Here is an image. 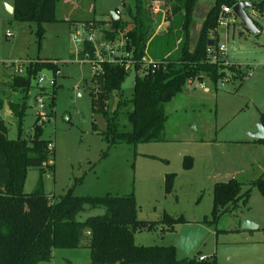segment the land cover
<instances>
[{
    "label": "rangeland",
    "instance_id": "rangeland-1",
    "mask_svg": "<svg viewBox=\"0 0 264 264\" xmlns=\"http://www.w3.org/2000/svg\"><path fill=\"white\" fill-rule=\"evenodd\" d=\"M13 1L0 0V98L6 103L0 118L7 126L8 139H16V119L7 104L24 101L22 137L29 141L38 113L46 115L45 121H38V125L41 139L50 141L53 149V172L42 176L43 190L49 199L55 201L68 190L78 197L131 194L138 220L157 222L167 213L182 217L192 226L205 217L211 218L214 184L235 180L242 184V194L250 190L248 200L240 198L216 225L202 224L206 235L189 257L196 261L202 255L214 257L216 264H264V196L250 185L264 172V144L253 143L250 138L264 110V37L253 36L236 17H229V28L217 29V43L225 46L227 63L240 66L238 78L216 83L205 77L187 80L165 105L163 141L136 145L123 142L108 148L98 134L106 130L105 117L97 112L101 106L93 104L100 76L90 61L80 56L83 45L73 44L71 34L75 32L83 40L91 38L96 52L102 53L108 43L113 44L112 51L123 54L125 43L121 35L113 40L105 38L102 29H109V24L94 29L92 23L86 30L81 22H107L112 12H118L122 20L130 23L127 10L132 8V0H57V21L40 25L39 42L36 23L14 20L9 12ZM260 1H263L261 11L247 8L245 12L264 28V0L251 2L258 6ZM203 2L200 0V4ZM157 6L158 14L153 15L152 10L148 13L154 20L155 37L150 52L158 56V36L164 34L171 19L167 20V5L154 1L150 8ZM201 7H205L204 3ZM200 13L196 12L194 18L192 40L202 23ZM177 56L175 48L172 58ZM35 61L56 62L55 78L52 71L42 70L27 95L7 87L13 76H26L27 66ZM142 72L138 71L140 75ZM134 77L135 70L131 68L117 93L125 101L131 98ZM52 93L54 102L50 108ZM37 97L43 101L41 110ZM117 101L118 97L113 96L104 105L112 112ZM105 106L102 108L106 109ZM121 119L120 123H125L122 116ZM168 174H173L174 180L166 194ZM38 177L37 169L27 171L24 193L34 191ZM103 212V208L86 207L76 219L83 222ZM243 220L252 223V228L242 229ZM181 227L163 233L162 226L153 231L138 230L134 244L175 247ZM187 257L177 249L179 264H188L184 260ZM82 259H88L87 249H54L52 260L41 264L66 261L81 264Z\"/></svg>",
    "mask_w": 264,
    "mask_h": 264
},
{
    "label": "trees",
    "instance_id": "trees-1",
    "mask_svg": "<svg viewBox=\"0 0 264 264\" xmlns=\"http://www.w3.org/2000/svg\"><path fill=\"white\" fill-rule=\"evenodd\" d=\"M160 2L168 6L169 26L164 34L158 36V56L151 53L154 20L149 10L152 3ZM254 1V0H250ZM57 0H14L13 18L19 22L37 24L35 32L38 42L42 37V23L57 21ZM132 8L127 15L130 23L118 16L107 22L95 20L82 21L84 29L92 23L94 29L109 24V29H102L107 39H115L121 35L125 42V51L134 62V84L129 100H123L118 94L121 83L130 70L124 69V63L109 64L104 62L99 73V89L93 104L101 108L97 112L106 120V130L98 131L108 148L127 143L136 145L142 142L164 140L165 105L180 91L187 80L203 77L214 83L227 78H238L240 66L228 64L224 55L217 54L215 62L211 61L207 42L215 40L213 51L218 48L217 29L223 7L232 8L237 0H214L208 11L193 48L190 47V28L194 23V11L200 0H132ZM263 1L256 9L260 10ZM261 11V10H260ZM118 15V12H115ZM261 28V25L254 21ZM71 23V22H70ZM73 24V23H72ZM177 49L178 56L172 58V51ZM88 53L92 56L93 46L85 41L80 56ZM143 57H152L156 67H146L141 62ZM124 60L128 59L122 57ZM57 72L54 61H35L27 66V75H15L7 83L12 91H20L27 95L32 89V81L42 70ZM142 69V74L138 73ZM244 76L242 77V79ZM113 96L118 97L112 112L104 103H110ZM54 96L49 101L53 106ZM0 98V112L5 107ZM25 102L8 103L9 113L16 119L17 138L8 139L7 126L0 118V264H41L52 260L54 249H87V264H179L177 249L174 246H137L134 234L138 230L153 231L162 226V233L174 231L175 226L187 224L182 217L163 213L157 222L137 219V207L132 195H109L101 197L74 196L68 190L59 199L52 201L43 190L42 176L53 172L51 142L41 139V126L38 116L34 122L33 136L29 141L22 137V119ZM105 106L106 109H103ZM121 116L125 123L122 122ZM259 121L264 128V110ZM128 128V129H127ZM96 131L95 125H93ZM97 132V131H96ZM253 143L264 144V140H252ZM37 169L39 177L33 192L26 194L23 185L27 171ZM173 174L165 177L164 191H171ZM250 185L257 187L264 196V172ZM242 184L230 180L215 183L213 186V206L211 218H203L200 225H216L220 217L229 212L236 202L243 198L246 202L250 190L241 193ZM103 208L101 215L88 217L78 221L77 215L85 208ZM200 257V256H199ZM198 257V258H199ZM184 258L188 264H216L215 258L203 261ZM65 264H75L66 261Z\"/></svg>",
    "mask_w": 264,
    "mask_h": 264
},
{
    "label": "water",
    "instance_id": "water-1",
    "mask_svg": "<svg viewBox=\"0 0 264 264\" xmlns=\"http://www.w3.org/2000/svg\"><path fill=\"white\" fill-rule=\"evenodd\" d=\"M214 0H204V6L199 8L200 2L197 4L195 11H194V18L196 17V12L200 13V18H202V21L205 19V16L207 15L208 11L212 7ZM247 8H256L254 3L251 1H238L234 6H232V15L236 17L240 23L244 26L245 29H247L253 36H263L264 37V28L261 25V28L255 24V22L249 18L245 12ZM9 12L13 13V8H9ZM111 19L117 20L118 15L114 12L111 13ZM259 23V22H258ZM194 24V23H193ZM193 26V25H192ZM192 26L190 28V47L193 48L195 41L197 39L198 33L200 28L197 31V34L195 35V39L192 40ZM201 27V25H200ZM215 44V40L210 39L207 42L208 47H212ZM251 140H264V128L262 126V123L259 121L257 124V129L254 134L250 135ZM252 223L243 220L241 222V228L242 229H251ZM206 235V229L200 225L195 224L192 226H189L187 224L182 225L180 233L177 238L176 246L175 248L183 252L186 256H191L195 248L199 245L201 240Z\"/></svg>",
    "mask_w": 264,
    "mask_h": 264
},
{
    "label": "built area",
    "instance_id": "built-area-1",
    "mask_svg": "<svg viewBox=\"0 0 264 264\" xmlns=\"http://www.w3.org/2000/svg\"><path fill=\"white\" fill-rule=\"evenodd\" d=\"M231 11H232V8H228V7L222 8V11L220 13L219 26H225L226 29L229 28L230 22L228 19H229V17L233 16ZM158 12H159L158 6L155 8L154 7L152 8V14L153 15L158 14ZM71 39H72L73 44H75L77 46L83 45L85 41L92 43L91 38L83 40L81 38V36L75 32L71 34ZM112 45L113 44L105 43V45L103 46V52L102 53H99V52H96L93 50L92 56L89 55L88 53L84 54L83 59L86 61H90V63L92 64L93 70L96 74L97 73L99 74L101 72V70H102L101 65L104 62H107L109 64H118V65H121L122 63H124V69H126V70H130L131 68L134 67V62H133V60L130 59V55L125 50H124L123 54L120 52H117V51H115V52L112 51ZM123 45L125 48V44H123ZM225 51H226V48L223 45H218L217 53H216V51H213L211 49V47H209L208 52L210 54L211 61L215 62L217 59V54L224 55ZM122 57H126L128 59L124 60ZM141 62L146 67H152V69L156 67L155 62L153 60L147 58V57H143ZM41 81H42V78L39 79V82H41ZM36 100H37V104H38V109L39 110L43 109L44 105H43L42 99L40 97H37ZM37 116H38L39 123H41L42 121H45V119H46V115L41 113V112H39ZM205 259H206V257H204V256H200L198 258L199 261H203Z\"/></svg>",
    "mask_w": 264,
    "mask_h": 264
},
{
    "label": "crops",
    "instance_id": "crops-1",
    "mask_svg": "<svg viewBox=\"0 0 264 264\" xmlns=\"http://www.w3.org/2000/svg\"><path fill=\"white\" fill-rule=\"evenodd\" d=\"M195 224H199V223H195ZM187 225H189L188 222H187ZM178 235H179V233H177L176 239L178 238ZM202 256H204V255H202ZM204 257L208 258L207 256H204ZM82 260L83 261H81L82 262L81 264H87V263H89V251H88V259H82ZM75 264H77V263H75Z\"/></svg>",
    "mask_w": 264,
    "mask_h": 264
}]
</instances>
